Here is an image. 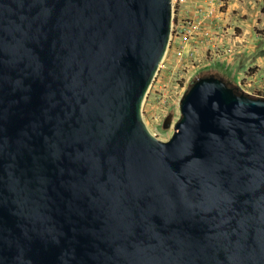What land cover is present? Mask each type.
Listing matches in <instances>:
<instances>
[{
    "label": "water",
    "instance_id": "95a60500",
    "mask_svg": "<svg viewBox=\"0 0 264 264\" xmlns=\"http://www.w3.org/2000/svg\"><path fill=\"white\" fill-rule=\"evenodd\" d=\"M172 20L0 0V264H264V94L200 73L169 138L142 117Z\"/></svg>",
    "mask_w": 264,
    "mask_h": 264
},
{
    "label": "rangeland",
    "instance_id": "374dc122",
    "mask_svg": "<svg viewBox=\"0 0 264 264\" xmlns=\"http://www.w3.org/2000/svg\"><path fill=\"white\" fill-rule=\"evenodd\" d=\"M170 40L142 101V117L162 139L180 115V98L200 73L264 94V0H172ZM172 114L169 127H163Z\"/></svg>",
    "mask_w": 264,
    "mask_h": 264
},
{
    "label": "trees",
    "instance_id": "16d2710c",
    "mask_svg": "<svg viewBox=\"0 0 264 264\" xmlns=\"http://www.w3.org/2000/svg\"><path fill=\"white\" fill-rule=\"evenodd\" d=\"M264 8V7H263Z\"/></svg>",
    "mask_w": 264,
    "mask_h": 264
}]
</instances>
